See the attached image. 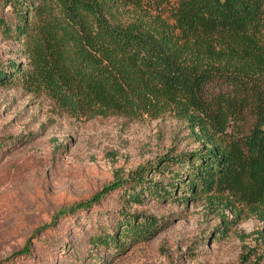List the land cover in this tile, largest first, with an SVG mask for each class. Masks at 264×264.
Returning <instances> with one entry per match:
<instances>
[{"label": "trees", "instance_id": "trees-1", "mask_svg": "<svg viewBox=\"0 0 264 264\" xmlns=\"http://www.w3.org/2000/svg\"><path fill=\"white\" fill-rule=\"evenodd\" d=\"M0 33L26 58L0 60V86L43 92L72 116L172 109L196 122L199 147L115 175L51 222L92 212L111 194L140 202L143 193L165 201L211 193L264 220V0H0ZM12 140L0 136V148ZM150 171L163 179H146ZM120 216L91 242L118 248L157 226L151 215ZM261 244L239 264H264ZM29 256L26 241L10 258Z\"/></svg>", "mask_w": 264, "mask_h": 264}, {"label": "rangeland", "instance_id": "rangeland-1", "mask_svg": "<svg viewBox=\"0 0 264 264\" xmlns=\"http://www.w3.org/2000/svg\"><path fill=\"white\" fill-rule=\"evenodd\" d=\"M22 48L0 33L1 61L25 63ZM196 130L195 120L172 109L72 116L43 92L16 82L0 86V136L13 138L0 148V264H239L254 249L252 259L262 249L264 220L257 209L211 193L187 201L143 193L140 202L111 194L92 212L51 222L60 208L89 197L115 175L196 149ZM151 171L146 179H163ZM121 213L154 216L157 226L147 238L124 237L118 248L93 244L91 236L110 232ZM26 241L29 258H10Z\"/></svg>", "mask_w": 264, "mask_h": 264}]
</instances>
